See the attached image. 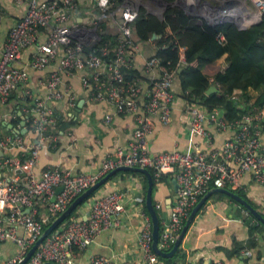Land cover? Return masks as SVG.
I'll return each instance as SVG.
<instances>
[{"label": "built area", "instance_id": "built-area-1", "mask_svg": "<svg viewBox=\"0 0 264 264\" xmlns=\"http://www.w3.org/2000/svg\"><path fill=\"white\" fill-rule=\"evenodd\" d=\"M12 1L17 4L26 1L27 6L25 13L11 25L0 54V106L6 105L12 93L28 82L29 67L41 71L54 60L56 64L39 80L46 88L44 95H36L30 89L25 91L29 100L16 108L18 114L23 115L14 128L18 131L0 132V244L10 240L16 246L13 254L0 258V264H16L42 233L37 197L40 196L47 214L54 220L84 189L120 164L151 168L157 181L172 173L179 183L171 212L160 225L158 246L162 250L172 247L192 208L210 188L244 189L241 180L244 173L264 185V108L256 104L239 117L227 119L218 109L209 111L186 100L190 129L200 135L208 147L191 145L185 150L149 152L146 137L153 128V117L158 116L164 125L171 121L177 70L168 67L153 53L144 59L142 68L150 75L148 82L141 75L126 78L125 68L133 66L140 44L131 36L138 8L127 5L129 0L112 10L111 0H97L99 12L86 11V22L71 21L74 13L79 11L77 0ZM218 1L220 5L208 9L204 19L199 17L213 24L228 20L244 28L260 22L264 15V0ZM103 20L116 30L114 51L110 53L109 45H105L100 53L86 51L87 45L99 40ZM91 29H98V33L93 31L90 35ZM217 39L220 43L225 42L223 32L217 34ZM28 47L31 48L28 66L16 65ZM179 54L180 62L185 64L183 48ZM64 72H80L81 84L91 99L107 101L116 113L132 114L135 119L132 139L126 145L116 146L95 172H74L53 164L47 165L41 173L36 171L41 149H50L57 144L58 115L53 102L65 96L71 104L76 102L72 91L62 88ZM213 83L219 82L213 80ZM228 96L238 98L236 94ZM4 117L6 122H11L17 114L5 111ZM112 117L113 113L105 115L106 121ZM209 122L218 129L233 128L234 132L220 146L213 147L212 131L206 127ZM22 127L26 128L24 132L20 131ZM28 130L30 134L26 135ZM59 186L62 190L57 192ZM126 195L123 188L95 195L85 218L77 214L68 216L46 236L24 264L45 261L75 264V249H85L101 231L120 224ZM137 200L142 201V198L137 197ZM19 228L24 230L21 232ZM152 241V222L146 215L139 236L145 259L121 264H160ZM242 254L252 256L253 251L246 247ZM110 263L111 258L104 254L94 255L88 262ZM211 264L221 262L214 260Z\"/></svg>", "mask_w": 264, "mask_h": 264}, {"label": "crops", "instance_id": "crops-1", "mask_svg": "<svg viewBox=\"0 0 264 264\" xmlns=\"http://www.w3.org/2000/svg\"><path fill=\"white\" fill-rule=\"evenodd\" d=\"M77 2L79 11L74 13L71 21L86 22V11L93 14L99 12L97 0H77ZM0 4L2 7V19L0 21L1 54L11 25L25 13L27 3L23 1L17 4L12 0H0ZM143 6L147 12L154 13L145 3ZM108 31L116 32L115 28L107 26L104 33ZM167 32L169 33L170 30L167 29ZM156 48L157 44L154 39L145 40L139 44V51L135 53L133 58V66L140 71V75L146 82H148L150 75L142 71L144 59L155 53ZM30 53V47L24 49L22 57L15 64L28 66ZM55 64L56 61L54 60L51 65L41 71H35L29 67L28 82L18 87L15 93L25 96V91L30 89L36 95H44L46 88L39 84V80L45 77ZM193 64L197 65V62L195 61ZM80 74V72H64L62 74V88L72 91L75 96V105L70 103L67 96L53 102L57 112L60 114L67 113L69 119L77 120L78 123L73 129H69L67 125L64 129L58 128L56 146L50 149L43 148L40 151L36 165L37 173H41L50 164L70 168L74 172H95L101 161L112 154L116 146L126 145L132 139L135 129L134 116L128 113L118 114L107 101L91 99L81 84ZM216 84L213 83L218 88V92L223 93V85L220 82ZM173 88L175 100L170 123L164 125L158 116H154L153 128L146 137V146L151 153L175 149L185 150L191 145H199L202 148L208 147L204 143V139L190 129L187 101L181 95L179 75H175ZM249 94V104H255L258 90L250 88ZM28 100L26 97L25 100L21 101V104ZM81 100L83 101L79 107ZM196 105L206 109L202 105ZM78 107L80 110L75 114ZM5 111L11 112L12 110L8 105L0 106V132L14 131L19 122L16 126L12 122H6ZM107 113H113V117L109 121L105 119ZM9 124L12 126L10 127ZM206 127L212 131L213 147L220 146L234 132L233 128L218 129L210 122L206 124ZM128 171L122 170L123 173H117V171L78 208L77 215L85 218L89 204L95 195L106 193L114 188H123L127 191L125 210L121 213L120 224L101 231L85 249H75L73 253L75 264H88L94 255L100 254L109 256L111 258L110 264H121L123 261L138 263L145 259L140 248L139 236L145 216L148 215L151 222L152 219L144 207L146 205L144 179L139 175L132 174L130 170ZM5 173L10 175L9 172ZM2 175L6 176L4 173ZM174 179V175L168 173L166 179L156 182V187L153 190V197L156 200L155 208L160 210V225L168 218L176 200L177 188ZM241 180L248 196L264 207V185L256 183L247 173L243 174ZM137 197L142 198V201H138ZM206 200L204 207L193 217L179 245L178 254L181 256L178 264H211L214 260H219L221 264H264V240L261 234L254 237L256 245L249 247L253 251L252 256L242 254V250L246 247L242 248L238 255L232 257H228L225 251L220 249L222 246L232 247L234 239L240 243H246L249 238V227L243 221V217L247 214L243 207L236 202L237 200H232L231 196L224 192H213ZM39 213L44 218L48 216L47 210L44 208L40 209ZM19 230L22 232L24 229L19 228ZM15 248V244L10 240L2 242L0 244V258L13 254ZM259 252L261 253L259 254ZM160 264L166 263L160 258Z\"/></svg>", "mask_w": 264, "mask_h": 264}, {"label": "trees", "instance_id": "trees-1", "mask_svg": "<svg viewBox=\"0 0 264 264\" xmlns=\"http://www.w3.org/2000/svg\"><path fill=\"white\" fill-rule=\"evenodd\" d=\"M124 1L111 0L110 10ZM166 1L168 4L162 16L147 12L146 8L141 5L138 8L136 18L132 22L131 36L134 41L141 43L145 40H150L153 33L161 34L159 38L154 39L157 44L155 54L168 67L177 70L176 75H179L182 97L189 103L204 106L209 111L219 109L223 112V117L234 119L250 108L249 89L253 88L258 90L255 104L264 108V15L260 22L240 28L228 20L218 24L208 23L200 17L186 13L184 9L175 3L176 0ZM186 2L192 4L193 0H186ZM106 28L107 21L103 20L101 22V29L99 30V40L93 45H87L86 51L95 50L97 53H100L105 45H109L110 53L114 51L117 33L114 31L103 33ZM167 29L170 30L169 33ZM219 32H223L225 35L224 43H220L217 39ZM180 48H183L185 64L180 62ZM195 61L197 65L193 64ZM179 67H182V69L179 70ZM140 74V71L134 66L125 68V76L128 79L140 77ZM214 79L223 85V93L207 92ZM228 94H236L238 98L231 99L228 97ZM25 98L24 95L17 94L14 91L7 101L6 105L10 106L12 112L17 114V119H11L14 126L17 125L21 117L16 111V107L17 105H21V101L25 100ZM57 115V128L64 129L67 125L69 129H73L78 123L77 120L69 119L67 113L60 114L57 112ZM29 134L28 130L26 135ZM150 170L154 175L153 169L150 168ZM120 172L123 173L122 170H119L117 173ZM126 172L129 171L126 170ZM130 172L143 177L144 190L146 191L148 185L147 177L139 171ZM166 176L163 175L161 180L166 179ZM153 179L154 190L157 179L155 177ZM103 185L79 204L70 215L77 214L78 208ZM232 190L239 193L264 216V207L248 196L245 189ZM231 199L236 201L232 197ZM206 202L207 200L199 207L196 214L204 207ZM236 202L239 203L238 201ZM153 203L156 206L154 197ZM36 205L39 211L42 208L46 209V205L41 201L40 196L36 198ZM144 207L145 211L149 213L146 205ZM241 207H243L247 214V216L243 217V221L249 227V238L246 243H240L237 239H234L233 246L230 248L222 246L220 249L224 250L228 257L238 255L244 247L255 246V235L261 234L264 240V223L260 222L243 205ZM156 209L158 214H160V210ZM39 217L43 221V230L54 218L49 215L44 218L40 213ZM179 250L180 247H178L172 257L160 258L166 264H178L179 257L181 256L178 254Z\"/></svg>", "mask_w": 264, "mask_h": 264}, {"label": "water", "instance_id": "water-1", "mask_svg": "<svg viewBox=\"0 0 264 264\" xmlns=\"http://www.w3.org/2000/svg\"><path fill=\"white\" fill-rule=\"evenodd\" d=\"M156 37H160V34L153 33L151 38L155 39ZM181 69L182 67H179V70ZM218 91H219L218 88L215 85L211 84L207 92L210 93V92H218ZM82 101L83 100L79 102V107L81 106ZM79 107L77 111H75V114H77L78 111L80 110ZM222 113L223 112L220 111L219 114L222 115ZM21 117L23 118V115ZM9 125L10 127L12 126V124H9ZM22 125H24V121H22ZM25 130H26L25 127H22L20 129L21 132H24ZM15 131H18V129H15ZM119 170L139 171V172L144 173L147 177L148 186L146 190L145 204H146V207L152 219V236H153L152 246H153L154 251L157 252L161 257H172L175 254L176 250L178 249L184 237V234L186 233L199 207L206 201L208 196L213 192H224V193L229 194L232 198L237 200L241 205H243L247 210H249L260 222L264 223V216L261 214V212H259L255 207H253L252 204L249 203L245 198H243L239 193L227 187H212L194 205L184 225L182 226L180 232L178 233L172 247L169 250H162L158 246V240L160 236V217L153 203L154 179H153L152 172L147 167L120 164L116 166L115 168L109 170L102 177H100L95 183H93L88 188L84 189L79 195H77L73 199V201H71V203L42 231V233L39 235V237L36 239L33 245L28 249L25 256L20 261H18L16 264H24L51 231L56 229L57 226L64 219H66L79 204H81L88 196L94 193L96 189H98L101 185H103L106 181H108V179ZM173 181H174L176 188H178L179 183L177 182V180L174 179ZM61 190H62V186H59L57 188V192H60ZM42 264H57V263L54 261H45Z\"/></svg>", "mask_w": 264, "mask_h": 264}, {"label": "rangeland", "instance_id": "rangeland-1", "mask_svg": "<svg viewBox=\"0 0 264 264\" xmlns=\"http://www.w3.org/2000/svg\"><path fill=\"white\" fill-rule=\"evenodd\" d=\"M127 2V5H134L137 8H139L145 3L151 9L152 12L158 14L159 16L163 15V12L168 4L166 0H129ZM175 3L179 5L182 9H184V11L188 14L197 17L200 16L203 19V15L208 9L217 8L220 5V2L218 0H193L192 4L187 3L186 0H176ZM93 31L98 33V29H91V31H89V34L93 35Z\"/></svg>", "mask_w": 264, "mask_h": 264}]
</instances>
